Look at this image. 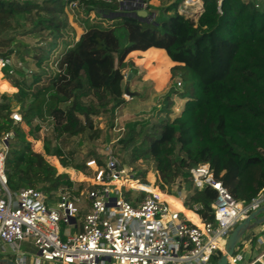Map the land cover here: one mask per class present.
<instances>
[{
  "label": "trees",
  "instance_id": "obj_1",
  "mask_svg": "<svg viewBox=\"0 0 264 264\" xmlns=\"http://www.w3.org/2000/svg\"><path fill=\"white\" fill-rule=\"evenodd\" d=\"M160 1L153 7L157 12L149 11L151 19L141 20L116 0H0V58L9 60L0 84L13 89L10 95L0 92L11 194L29 187L55 201L59 190L71 195L84 190L85 182L72 181L67 171L57 173L49 162L55 156L86 176L96 173L87 161L104 166L98 148L77 159L70 146L76 138L80 147L99 136L97 127L91 131L93 116L114 118L124 107L123 65L130 54L151 50L172 63L170 75L182 79L185 88L178 93L185 100L174 118L166 95L159 108L163 119L126 122L111 143L119 163L142 183L168 192L182 189L185 205H200L203 220L213 218L209 204L216 191L192 185L189 169L198 163H208L237 200L264 191V0H202L196 20L178 11L182 0ZM72 4L113 23L92 24L68 43L62 39L65 8ZM24 35L35 40L19 37ZM16 106L18 120L12 115ZM34 141L41 142L38 148ZM133 192L124 198L142 194Z\"/></svg>",
  "mask_w": 264,
  "mask_h": 264
},
{
  "label": "built area",
  "instance_id": "obj_2",
  "mask_svg": "<svg viewBox=\"0 0 264 264\" xmlns=\"http://www.w3.org/2000/svg\"><path fill=\"white\" fill-rule=\"evenodd\" d=\"M116 1L127 7L135 2ZM8 64L9 60L0 58L1 72ZM12 115L19 119V114ZM8 136L0 137V253H13L18 264L26 262L20 252L25 240L32 242L37 260L51 264H213L231 229L264 206V191L249 200H237L214 177L210 165L202 162L189 169L191 183L199 190L208 186L216 191L209 204L213 218L203 220L200 205H185L182 189L168 192L142 183L107 149L104 166L94 169L92 187L85 189L86 210L79 216L80 197L66 190H59L54 203L41 190L8 191L4 174ZM90 162L96 163L89 160L86 165ZM122 189L142 194L130 201ZM60 221L74 229L65 239L59 234ZM240 259L236 249L227 264H237ZM255 262L264 264V251Z\"/></svg>",
  "mask_w": 264,
  "mask_h": 264
},
{
  "label": "rangeland",
  "instance_id": "obj_3",
  "mask_svg": "<svg viewBox=\"0 0 264 264\" xmlns=\"http://www.w3.org/2000/svg\"><path fill=\"white\" fill-rule=\"evenodd\" d=\"M160 2V0H149L148 3L151 5V7H147L146 5H141L140 0H135L134 3L128 5V9L137 10L139 8H143L148 14L150 10L155 13L157 12L155 8L160 5ZM202 5V0H182L179 3L177 9L179 12L186 14L193 20H196L199 13L203 9ZM65 9L67 11L68 26L63 31L62 39L67 40L68 43H74L80 34L92 24L111 25L113 23L103 17L99 18L95 16L93 12L85 13L81 8L74 7L73 4L70 6L68 5ZM19 37L30 43L35 40L33 37L26 35ZM64 47L65 44L64 46L60 45L58 48L63 49ZM129 61L128 64L123 65V71L125 75L123 79V86H125L124 88H127L129 91L128 93L123 94V98L127 103L122 109L116 112L114 118L107 116L106 114L92 117L93 126L91 131L97 127L100 131V134L93 140L88 139L80 147L75 145L77 138L75 139V141L71 144L70 149L73 148L76 150L75 155L77 159L86 157L91 149L98 148L99 156L103 157V160L105 161L106 150L111 149V143L113 145L118 136L123 132L126 122L144 119L157 122L158 120L164 118V113L159 111V108L166 95H168L172 101L171 109L173 112L171 114V118H174L179 114L185 99H183L178 92L183 90L185 85H183L182 79L178 75H175L174 77L170 75V67L172 63L167 59L165 54L158 50H151L146 53H132L129 55ZM131 67L133 68V72L130 69ZM185 71L186 76L188 77L189 72L188 70ZM1 75L3 76L2 72ZM3 78L5 77L3 76ZM178 82L181 84L179 85ZM11 91H13V89L8 83L4 85L0 84L1 93L5 92L6 94L10 95ZM14 112L18 114V106L12 108V113ZM43 125L46 128H49L47 121H43ZM40 135H44V133L41 132ZM40 144V141H34V148H38ZM124 154L126 155L125 152ZM47 157L48 156H45L46 160ZM49 163L56 167L57 173L67 171L69 173V178L76 183L85 182L87 186L93 182V174L86 176L85 174L79 172L82 176L81 178L78 176V173H76V175L71 174L69 171L70 169H68V167H63L55 156L54 162ZM88 166L93 171L96 167H98L97 163L93 162H90ZM86 186L81 193L76 195L80 197L78 202L80 209H83L87 204L84 193L85 189L87 188ZM121 192L124 196H129L131 193L133 196L134 193L133 191H128L127 189H122ZM58 228L61 239H65L66 233L72 232V227L61 221L58 223ZM5 248L10 249L8 245H5ZM20 252H22L26 258L27 263L25 264H33L34 261L38 264H51L43 260H37V251L32 245V242L29 240H25L21 243ZM0 256H7L15 261V255L13 253H7L6 255L0 253ZM212 263L214 264L213 259Z\"/></svg>",
  "mask_w": 264,
  "mask_h": 264
},
{
  "label": "water",
  "instance_id": "obj_4",
  "mask_svg": "<svg viewBox=\"0 0 264 264\" xmlns=\"http://www.w3.org/2000/svg\"><path fill=\"white\" fill-rule=\"evenodd\" d=\"M126 14L141 20L151 19V16L143 8H139L137 10H131L129 12H126ZM128 92L129 91L126 88L125 93ZM263 223H264V206L251 212L248 216H246L242 221L237 223L231 229L228 237L224 242L223 251L221 252L220 256L217 258V260L214 262V264H227L229 256H231L234 253V251L237 249L239 244L248 235V233L258 225H261ZM0 264H18V263L7 256H0Z\"/></svg>",
  "mask_w": 264,
  "mask_h": 264
},
{
  "label": "crops",
  "instance_id": "obj_5",
  "mask_svg": "<svg viewBox=\"0 0 264 264\" xmlns=\"http://www.w3.org/2000/svg\"><path fill=\"white\" fill-rule=\"evenodd\" d=\"M68 169L73 170L74 171L73 174L76 175L75 171L77 170H74L71 167H68ZM78 176L80 178L82 177L81 174H78ZM2 191L3 188L0 186V194L2 193ZM168 199L169 201H171L172 203L178 206L179 203L177 201H174L170 197ZM50 202L54 203V199H50ZM85 210L86 209L84 207L83 209L80 210V212L82 211L83 214ZM73 230L74 229L72 228V232ZM237 251L241 253V259L237 262V264H253L252 262H254L257 259V257L264 251V223L258 225L248 233V235L243 239V241L237 247ZM25 263H27V261ZM256 263L257 262H255L254 264Z\"/></svg>",
  "mask_w": 264,
  "mask_h": 264
},
{
  "label": "bare ground",
  "instance_id": "obj_6",
  "mask_svg": "<svg viewBox=\"0 0 264 264\" xmlns=\"http://www.w3.org/2000/svg\"><path fill=\"white\" fill-rule=\"evenodd\" d=\"M111 190H112V188H111Z\"/></svg>",
  "mask_w": 264,
  "mask_h": 264
}]
</instances>
